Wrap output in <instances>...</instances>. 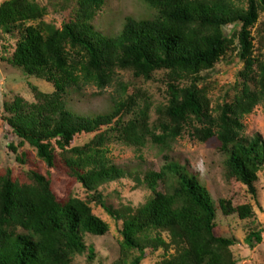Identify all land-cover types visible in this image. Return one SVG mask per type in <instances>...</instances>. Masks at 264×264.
I'll list each match as a JSON object with an SVG mask.
<instances>
[{"label": "trees", "instance_id": "trees-1", "mask_svg": "<svg viewBox=\"0 0 264 264\" xmlns=\"http://www.w3.org/2000/svg\"><path fill=\"white\" fill-rule=\"evenodd\" d=\"M142 1L154 15L126 18L114 37L91 25L104 0H49L56 11L71 15L60 28L43 21L49 9L38 0L0 5L1 33L18 36L8 64L53 88L50 94L33 89L32 103L16 98L4 106L2 120L19 140L8 149L20 166L27 164L25 152H18L24 145L48 169L55 168L59 157L89 197L59 202L46 176L29 171L28 182L19 183L7 170L0 176V264H72L83 255L92 261L94 247L86 238L104 237L109 227L93 215L91 203L122 222L121 264H127L132 251L137 255L128 264H141L148 251L160 250L163 258L156 264H236L231 247L238 242L215 234L216 207L196 175L168 156L158 171L126 172L109 162L105 144L113 140L136 152L150 144L167 152L186 129L199 142L215 139L225 156V178L241 183L256 198L264 140L247 138L242 119L264 105V58L259 57L264 36L252 35L264 0H245L244 7L232 0ZM229 25L239 30L228 37L224 28ZM228 52L243 63L240 82L231 103L211 109L199 87L205 80L201 73L212 70ZM158 71L167 74L166 99L154 108L157 119L150 125V101L141 92L124 97L127 88L118 74L131 72L148 81ZM91 84L100 90L114 86L111 110L93 117L70 112L69 94ZM76 136L93 138L72 146ZM126 178L150 196L137 208L115 211L100 189ZM219 206L224 216L246 220L254 215L250 205L232 208L220 200ZM261 240L256 231L245 243L254 247Z\"/></svg>", "mask_w": 264, "mask_h": 264}, {"label": "rangeland", "instance_id": "rangeland-1", "mask_svg": "<svg viewBox=\"0 0 264 264\" xmlns=\"http://www.w3.org/2000/svg\"><path fill=\"white\" fill-rule=\"evenodd\" d=\"M9 0H0V5ZM43 6L48 7L49 15L44 18L47 24H54L60 28L64 20H69L68 12H59L54 9L49 0H38ZM238 6H245V0H232ZM55 3V2H54ZM154 11L142 0H104V4L91 22L93 29L103 35L114 37L118 35L126 18L136 21L149 19ZM237 26H226L225 34L229 37L238 31ZM264 36V11L260 13L256 27L252 35ZM18 36H8L0 31V176L7 170L12 172V177L19 183H27L29 171L37 172L49 178L51 188L59 202H64L69 197L82 201L88 200V194L79 182L67 174L66 168L59 161L54 169L48 167L35 156V153L27 145L18 147V152H25L27 164L20 166L15 162V154L9 149V145L18 146L19 140L12 134L10 128L4 124L2 116H6L4 106L9 105L16 98L25 102H34L33 89L44 94L53 92L50 84L27 77L20 71L13 69L8 61L15 51ZM236 41L234 46H236ZM257 45V44H256ZM255 45V46H256ZM259 57L264 58V45ZM235 52L230 53L225 59L217 63L212 70L201 73L205 80L199 87L205 89V96L211 109L219 105L231 103L236 95L235 84L240 82L239 72L243 70V63L235 57ZM118 80L127 88L124 97L134 96L138 92L144 93L151 103L150 125L156 123L154 108L165 104L167 74L164 71L156 72L152 79L146 81L136 78L131 72H119ZM240 89V87H239ZM114 86L103 90L95 85H86L80 91H72L67 98V109L73 114L93 117L108 113L111 110V97H115ZM243 133L247 138L259 135L264 140V105L257 106L253 112L242 119ZM93 136H76L72 146H82L88 143ZM107 159L113 165L129 173L158 171L163 165V156H168L196 175L200 183L208 190L216 207L215 234L224 237H233L237 244L231 247L236 264H264V167L257 174L256 198L248 192L247 188L235 180L225 178V156L219 151V144L215 139L202 143L192 138L187 129L175 139L169 151L147 144L141 152H136L132 147H127L116 141L105 144ZM166 152V153H165ZM161 190V187H159ZM107 204L113 210L118 211L122 207L137 208L144 204L150 192L147 189L137 188L132 179L110 183L100 189ZM228 201L232 208L242 205H250L253 217L240 220L237 214L224 216L219 206V201ZM93 215L105 222L109 231L104 237L86 238L88 245L94 247V257L88 261L86 255L77 256L72 264H121V235L122 222L115 221L102 208L94 203L90 205ZM261 232V243L248 247L245 238L251 232ZM137 253L132 251L130 259ZM163 258V252L148 251L141 264H156ZM127 262V264H128Z\"/></svg>", "mask_w": 264, "mask_h": 264}]
</instances>
